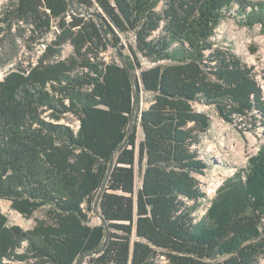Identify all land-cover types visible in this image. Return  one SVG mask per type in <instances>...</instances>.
<instances>
[{
	"label": "trees",
	"instance_id": "1",
	"mask_svg": "<svg viewBox=\"0 0 264 264\" xmlns=\"http://www.w3.org/2000/svg\"><path fill=\"white\" fill-rule=\"evenodd\" d=\"M93 8L100 19L78 13ZM228 13L264 28V1L255 0H10L2 6L0 198L26 218L42 209L47 218L25 230L0 207V264L29 258L78 264L81 256L85 264H158L160 254L173 264L264 259V148L213 197L198 178L209 167L199 147L212 120L195 103L213 106L238 126L264 128V88L253 66L213 39ZM53 32L37 63L16 60ZM121 33L135 34L128 64L152 102L141 112L143 139L134 126L117 151L135 89L126 67L102 54L109 43L125 48ZM66 44L73 52L63 57ZM69 112L78 129L60 122ZM113 159L99 202L110 234L98 252L106 227L92 225L89 214Z\"/></svg>",
	"mask_w": 264,
	"mask_h": 264
},
{
	"label": "rangeland",
	"instance_id": "2",
	"mask_svg": "<svg viewBox=\"0 0 264 264\" xmlns=\"http://www.w3.org/2000/svg\"><path fill=\"white\" fill-rule=\"evenodd\" d=\"M10 0H0V9ZM264 1V0H255ZM158 10L162 9V4L157 7ZM100 10L93 9H80L78 13H83L88 16L100 19ZM57 28H54V32ZM51 33L45 41L47 44L55 37V33ZM122 43L125 48L120 49L118 45L109 43V47L103 52V58L106 61H118L123 64V59L128 63V60L133 61L131 46L135 44V34L128 33L122 34ZM213 39L221 45L230 46L238 55L242 57L244 62L253 66L255 73L260 80L264 83V28L260 23L252 25L247 24L235 15L226 14L225 18L218 24ZM41 49L40 45L36 46L35 52L28 50L21 51L17 57V61L28 64L30 61L37 63L40 55L46 50ZM73 48L70 44H66L63 50V57L70 55ZM123 57V59H122ZM151 65L148 60L142 59V66L147 68ZM130 66V65H129ZM11 67V66H9ZM134 72V71H133ZM140 72V69L136 70ZM5 74V71L0 72V78ZM136 74V73H135ZM152 102V95L145 90L141 93V108L148 107ZM195 107L199 111L207 113L212 120L211 128L203 135L202 143L199 147L201 157L209 162V167L205 171V175H198L201 183V188L207 192L210 197L216 194L218 187L235 172L241 168H246L249 158L256 154L261 148H264V128H258L252 131V124H242L238 126L225 121L220 117L211 105L197 102ZM46 115V114H45ZM50 120V117H45ZM61 123L70 125L74 129H78L79 120L71 112H69ZM137 128L138 141L143 139V130L140 125V117L134 124ZM136 188L139 189L142 184V178L137 167ZM0 207L2 211L8 216L10 224L20 225L25 230L32 229L37 219H46L47 211L45 209L39 210L31 218L24 217L19 211L15 210L9 199L0 198ZM206 211L204 205L200 211V215ZM90 223L92 225L104 224L103 218L100 213V208L94 209L90 214ZM26 245V243H25ZM10 264H44L36 261L34 258H29L23 261H8ZM81 264H85L83 259ZM158 264H173L171 258L165 254H160L158 257ZM259 264H264V259H261Z\"/></svg>",
	"mask_w": 264,
	"mask_h": 264
},
{
	"label": "water",
	"instance_id": "3",
	"mask_svg": "<svg viewBox=\"0 0 264 264\" xmlns=\"http://www.w3.org/2000/svg\"><path fill=\"white\" fill-rule=\"evenodd\" d=\"M100 17H101V15H100ZM122 59H123V57H122ZM122 65H124L126 67V69L128 70V72H129V74H130V76L132 78V81L134 83V89H135V106H134V111H133L131 123H130L129 129H128V132H127V136H126L125 140L120 144V146L118 147L117 151H121L127 145V142H128V140L130 138V135H131V133L133 131L134 124L137 122V120H138L139 117L141 119V114H142L141 112H142V109H143V108H141V93L143 91V88L141 86L140 79L135 74V72H133V70L131 69V67L129 66V64L124 59H123V64ZM113 167H114V159L110 163L109 170H108V174H107V178L105 179V181H104V183L102 185V188L100 190V193H99V195L97 197V201H96V204H95V209H97V207H99V202H100L101 194L103 193V191L106 188L107 181H108V177L110 176ZM102 218H103L104 225L106 227V238H105L104 242L102 243V246L98 250V252L101 251V249L106 245L107 240L109 238V234H110L109 224H108V222L106 221V219L103 216H102ZM82 258H83V256H81L80 259L78 260V264H81Z\"/></svg>",
	"mask_w": 264,
	"mask_h": 264
},
{
	"label": "built area",
	"instance_id": "4",
	"mask_svg": "<svg viewBox=\"0 0 264 264\" xmlns=\"http://www.w3.org/2000/svg\"><path fill=\"white\" fill-rule=\"evenodd\" d=\"M45 40H42L41 43L37 44L38 46L40 45L41 49L44 50V48L46 47V44L43 42ZM36 45V46H37ZM260 79V78H259ZM261 81V80H260ZM261 83L263 84V88H264V83L261 81Z\"/></svg>",
	"mask_w": 264,
	"mask_h": 264
}]
</instances>
